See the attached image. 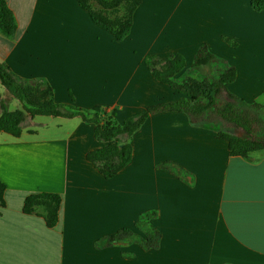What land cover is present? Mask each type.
Masks as SVG:
<instances>
[{"label":"crops","instance_id":"obj_1","mask_svg":"<svg viewBox=\"0 0 264 264\" xmlns=\"http://www.w3.org/2000/svg\"><path fill=\"white\" fill-rule=\"evenodd\" d=\"M251 1L142 0L118 40L79 0H0L14 16L11 34L0 29V62L47 81L56 102L122 123L182 95L154 78L147 54L182 53L189 68L206 44L237 68L229 89L264 105V9ZM0 95L20 108L1 82ZM40 117L18 137L0 132V264H264V149L233 155L184 112H159L106 178L86 157L105 145L92 123ZM37 193L60 195L54 226L43 205L24 210Z\"/></svg>","mask_w":264,"mask_h":264},{"label":"trees","instance_id":"obj_2","mask_svg":"<svg viewBox=\"0 0 264 264\" xmlns=\"http://www.w3.org/2000/svg\"><path fill=\"white\" fill-rule=\"evenodd\" d=\"M90 1L105 9L123 6L125 0H79L97 24L121 40L129 34L133 10L142 0H129L125 15L113 19L108 18L104 10L94 8ZM251 3L256 10L264 9V0H252ZM111 20L113 24L108 23ZM13 28L14 16L2 2L0 29L11 34ZM145 64L154 78L182 95L152 104L118 123L105 117L99 106L89 110L54 101L47 81L17 77L7 64L0 62V82L8 98L22 103V108L11 109L8 99L0 95V132L18 137L33 124L36 116L80 117L94 125V138L105 142V145L88 151L86 157L106 178L115 176L130 163L133 155L131 138L150 115L159 112H184L193 126L211 129L218 138L227 140L233 155L248 157L250 152L264 149V119L261 115L264 105L257 101L249 102L229 89L228 85L237 77V68L213 53L206 44L200 46L189 68L185 56L179 52H172L167 57L149 53ZM159 166L178 167L171 163ZM4 191L5 186L0 182L2 206ZM60 203L59 194H31L26 199L24 210L34 212L38 205H43L48 225L54 226L58 222ZM128 231L123 229L120 233ZM156 236L157 231L154 230ZM114 237L103 238L98 243Z\"/></svg>","mask_w":264,"mask_h":264},{"label":"rangeland","instance_id":"obj_3","mask_svg":"<svg viewBox=\"0 0 264 264\" xmlns=\"http://www.w3.org/2000/svg\"><path fill=\"white\" fill-rule=\"evenodd\" d=\"M128 1L129 0H125L123 6H118L116 8L115 7H113V8H105V9L103 8V6L97 5V4L93 3V2L92 3H93L94 8L99 9V10H104V12L108 16V18L113 19V18H115L117 16H120L121 17V16L125 15L126 10H127V7H128L127 6L128 5V3H127ZM108 23L113 24L112 20L111 21H108ZM123 23L125 24V22H123ZM17 103H18L19 107L22 108V103L19 100L17 101ZM36 117L37 118H44V117H40V116L39 117L36 116ZM110 118L111 117H109V119Z\"/></svg>","mask_w":264,"mask_h":264}]
</instances>
